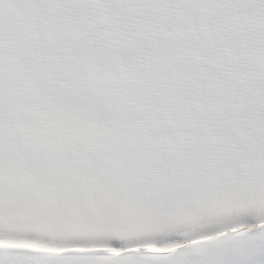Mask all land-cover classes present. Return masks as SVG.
<instances>
[{
  "label": "snow or ice",
  "instance_id": "obj_1",
  "mask_svg": "<svg viewBox=\"0 0 264 264\" xmlns=\"http://www.w3.org/2000/svg\"><path fill=\"white\" fill-rule=\"evenodd\" d=\"M0 264H264V0H0Z\"/></svg>",
  "mask_w": 264,
  "mask_h": 264
}]
</instances>
